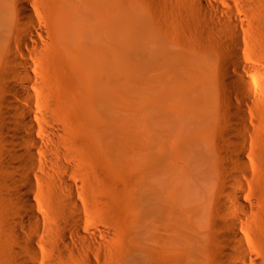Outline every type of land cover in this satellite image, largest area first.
<instances>
[{"label": "bare ground", "instance_id": "1", "mask_svg": "<svg viewBox=\"0 0 264 264\" xmlns=\"http://www.w3.org/2000/svg\"><path fill=\"white\" fill-rule=\"evenodd\" d=\"M142 2L133 48L121 0H0V264H112L120 235L100 213L134 51L138 213L124 230L136 242L115 264H264L259 159H244L262 138L251 109L263 103L246 77L263 79L264 63L242 60L249 46L264 53V0L247 8L254 23L228 2L194 0L172 39L156 17L172 20L165 2L154 18ZM86 150L103 163L92 173Z\"/></svg>", "mask_w": 264, "mask_h": 264}, {"label": "rangeland", "instance_id": "2", "mask_svg": "<svg viewBox=\"0 0 264 264\" xmlns=\"http://www.w3.org/2000/svg\"><path fill=\"white\" fill-rule=\"evenodd\" d=\"M121 1L123 3L124 10L126 11L125 12L126 25H128L127 26L128 28L131 26L129 30L132 33L129 31L130 34L133 35L134 33L133 36L131 35H129L128 37L126 36L127 38L125 37V41L127 44L131 42V46L133 48H137L136 42L138 38L137 36L138 17L141 6L143 4L142 2L143 0H121ZM147 1H150L148 7L151 10L150 14L152 15V12H154L153 10H155V7H157L156 5L158 2L157 0H147ZM162 1L165 2L164 9L170 15L172 20H170L165 13L164 14L166 16L160 12H159L160 15L157 14L156 17H158L157 19H159L161 16L160 20L161 19L163 20L164 25L160 23V26L164 32L163 34L166 37V39L168 38L172 39L175 38L174 36L175 33L180 32V26L182 25V21H184L185 16L181 14V12H183L182 10L187 11L189 6L194 3L193 2L194 0H162ZM214 1H216L220 5L226 2L230 3L231 6L232 7L234 6L235 9L237 10V19L240 20L241 17L243 19L241 21H243L244 23H254L256 21L254 15L252 13L250 14L251 10L247 9L253 3L252 0H214ZM129 7H131L130 11L127 10V8L129 9ZM161 8L162 7H159L158 10L160 11ZM156 11L154 12L155 14L158 13ZM194 13L195 12L190 11L191 15L189 18L191 20L196 19V15ZM153 15L152 17L154 18L155 15L154 16ZM129 23H131L130 26ZM246 50H247V57H242V60L244 61L243 63L246 66L255 68L257 70H262V66L264 63V53L250 46ZM134 52L136 53L132 54L131 56L132 66L129 67L128 65V69L125 75V88L126 90L127 88L133 89L132 90L134 92L132 94L133 101L131 104L128 105V107L124 105L121 113L114 114L113 118L111 119L112 122L111 135H112L113 149L109 156L107 168H106L109 199H108V206L106 212H103L102 214L100 213V217L105 220L107 225L110 228L115 229V231H117L120 235L119 238L120 242L117 243L116 245L117 247H114L112 251L113 254L112 264L113 263L115 264V261L121 259L120 257L123 255L125 250L129 246H132L134 244L133 242H136V237L129 236L124 230L125 220H128L127 217H129V215L134 217L138 213L139 163L141 159V132H140L139 114H138L140 82L138 80V53L137 51ZM246 78L250 81H255L257 83V85L259 86L257 90V96L259 99H261V103L262 102L263 103L262 105L259 106L255 105V107L251 109V116L255 120L254 123L256 130L260 133L259 135L262 138L259 136V138H261L258 139L260 143L258 142V140H256L259 144L256 141H253V143L247 142L246 144H244V147H246L245 149L246 152L244 151L245 152L244 159H259L258 161L262 159L261 161L264 162L263 161L264 159V90L262 88V86L264 85V78L263 79L254 78L253 76H248ZM221 107L223 110H225V106H221ZM247 155L249 158L247 157ZM79 157L82 164H84L87 168H89L87 170L90 171L91 173L94 169L99 168L100 166L103 165L100 157H98L94 152L90 150L79 152ZM258 161H256L257 164L254 163L256 167L254 166V164H251L252 167L250 165L251 170L256 169L258 173L257 172L253 173L255 179H253L254 177L250 179L251 181L253 180V185H251L252 183L250 181L249 186L251 185V187L253 188L252 192H254V195H258L259 192L263 197L264 165L261 164L260 167V163H258ZM258 164L259 167L257 166ZM262 166L263 169L261 170ZM255 182H256V186H255ZM259 185L261 186L259 187ZM262 189L263 192L261 191ZM261 196L260 198H262ZM1 219H2V214L0 212V221ZM261 238L264 240V237ZM259 239L260 238L258 237L257 240H258V244L260 245V243H262V239L260 243H259ZM263 245L262 247H264ZM113 252H115L116 254Z\"/></svg>", "mask_w": 264, "mask_h": 264}]
</instances>
